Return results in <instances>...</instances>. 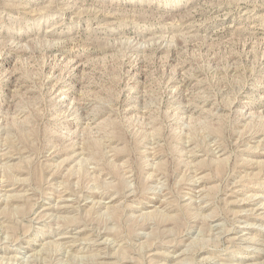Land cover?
Wrapping results in <instances>:
<instances>
[{
  "label": "rangeland",
  "instance_id": "obj_1",
  "mask_svg": "<svg viewBox=\"0 0 264 264\" xmlns=\"http://www.w3.org/2000/svg\"><path fill=\"white\" fill-rule=\"evenodd\" d=\"M0 264H264V0H0Z\"/></svg>",
  "mask_w": 264,
  "mask_h": 264
},
{
  "label": "bare ground",
  "instance_id": "obj_2",
  "mask_svg": "<svg viewBox=\"0 0 264 264\" xmlns=\"http://www.w3.org/2000/svg\"><path fill=\"white\" fill-rule=\"evenodd\" d=\"M259 205V204H258ZM220 231V230H219Z\"/></svg>",
  "mask_w": 264,
  "mask_h": 264
}]
</instances>
